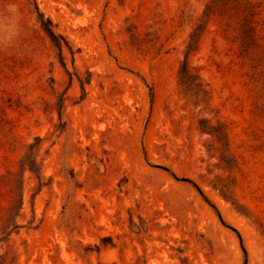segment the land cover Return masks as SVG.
Returning <instances> with one entry per match:
<instances>
[{"label": "rangeland", "instance_id": "374dc122", "mask_svg": "<svg viewBox=\"0 0 264 264\" xmlns=\"http://www.w3.org/2000/svg\"><path fill=\"white\" fill-rule=\"evenodd\" d=\"M0 264H264V0H0Z\"/></svg>", "mask_w": 264, "mask_h": 264}, {"label": "trees", "instance_id": "16d2710c", "mask_svg": "<svg viewBox=\"0 0 264 264\" xmlns=\"http://www.w3.org/2000/svg\"><path fill=\"white\" fill-rule=\"evenodd\" d=\"M39 11V10H38ZM39 21H40V25L41 27L44 29V31L47 33V35L51 38V40L58 45L59 40L58 37L60 36L59 34H57L55 32V30L53 29V24L52 21L50 20V18L45 17L42 12L39 11ZM247 37L249 39H253V32H252V25H247ZM245 31V30H244ZM251 31V32H250ZM194 34H196V30H194V32H192L191 34V38H193ZM190 46V44L188 45ZM186 67V64H185ZM184 71H186V68L184 69ZM35 144H32L30 146V148H33ZM21 163L24 166V169L28 168L29 170L33 171V172H38V165H37V161H36V157L33 156V151L31 150H27L22 159H21ZM23 204V194L20 193L19 196H17V198L15 199V201L13 202V204L11 205L10 209H11V215L10 217L14 214V212H16V209H18V211L20 210L21 206ZM18 215V212L15 213V217ZM15 225L14 227H17L18 224L16 222H14Z\"/></svg>", "mask_w": 264, "mask_h": 264}]
</instances>
